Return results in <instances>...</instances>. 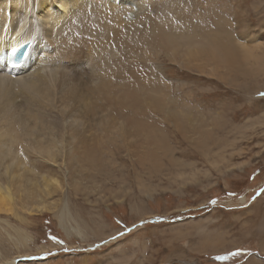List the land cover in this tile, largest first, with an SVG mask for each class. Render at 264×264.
<instances>
[{"label":"rangeland","instance_id":"374dc122","mask_svg":"<svg viewBox=\"0 0 264 264\" xmlns=\"http://www.w3.org/2000/svg\"><path fill=\"white\" fill-rule=\"evenodd\" d=\"M151 1L152 5L142 10L156 33L172 27L168 32L180 44L182 36L198 34L195 39L202 42L209 32H224L242 49L231 54L239 58L238 53L246 50L250 59L215 73L186 68L167 57L166 48L156 41L157 34L151 35L145 46L140 41L142 28L135 38L130 35L111 40L99 35L101 28L92 26L82 63H88L89 56L102 61L96 65L98 75L100 66L106 65L112 82L116 76H125L123 67L128 63L134 66L137 80L146 78L150 84L140 82L133 89L124 84L94 85L90 74L79 69L81 73H75L79 76H62L56 81L58 96L54 97V87H49L52 98L58 104L63 100L67 111L77 117L80 105L71 97L70 89L83 83V94L100 114L108 111L118 118L135 116L160 129L161 137L159 132L151 135L153 142L164 140L173 161L154 152L153 158H160L165 172L148 175L146 168L154 166L151 161L143 168L124 153L122 146H110L100 157L116 166L103 161V167L88 174L91 178L83 176L88 180L84 184L101 185L100 194L86 196L73 192V181L60 162L58 168L46 164L36 167L39 173L59 182L60 190L50 199L52 209L44 213L0 212V264H264V0ZM135 2L144 4V0ZM162 14L168 22L161 21ZM216 24L223 27L218 29ZM202 52L201 48L198 54ZM142 88L144 92L159 88L166 102L175 104L172 120L181 133L161 111L139 105L144 111L138 112L130 103L120 104L127 99L128 90L141 95ZM12 90L11 97L23 118L31 123L41 115L44 125H56L58 140L72 130H90L95 135L105 130L97 124L85 130L73 124L65 129L60 112L39 103L36 106L37 102L26 100L22 90ZM110 94H117V105L111 96L106 98ZM145 102L148 105L149 100ZM186 105L193 112L185 111ZM121 132L113 138L119 141ZM150 143L157 153L166 149ZM86 155L89 159L88 152ZM87 158L84 155L83 169L91 171ZM178 174H183L184 181ZM110 188L121 196H108ZM66 196L80 233L69 229V225H77L71 219L69 225H59L58 214Z\"/></svg>","mask_w":264,"mask_h":264},{"label":"bare ground","instance_id":"6f19581e","mask_svg":"<svg viewBox=\"0 0 264 264\" xmlns=\"http://www.w3.org/2000/svg\"><path fill=\"white\" fill-rule=\"evenodd\" d=\"M152 3L151 0H144L143 5H138L135 0L132 2L131 0H0V52L4 51L8 54V50L13 45L31 43L27 69L6 70L1 66L2 61L0 63V212L5 214L22 212L35 216L52 209L54 203L50 199L60 190V183L50 175L39 173L36 170V167L43 168L44 164L57 168L61 164L67 177L73 181L71 183L73 192L82 193L85 196L87 193L100 194L101 185L90 182L88 186L83 183L88 181L83 176L90 177L89 173L103 167L101 165L104 164L103 161H106L100 157V154L110 146L115 149H121L122 146L124 153L130 159L133 158L135 164L143 168H145L144 163L151 161L154 166L149 168L152 172L146 168L148 175L157 173L162 175L165 172L161 162L159 163L160 158L158 157L157 161L152 154L155 152L161 157L159 153H163L164 157L171 159V148L167 147L164 140L153 142L155 140L151 137L153 133L159 132V137L162 134H160V129L151 125L150 122L138 121L135 116L133 118L114 117L108 111H102L100 114L91 100L83 94L86 87L80 82L77 83V89H70L71 97L76 98L80 105L77 117L73 118L72 113L67 111L63 100L61 104H58L52 98L49 87H54V97L58 96L56 81L62 76L68 78L71 75H77L75 73H79V69L84 74H90V82L94 85L108 83L109 86H119L124 84L133 89L140 82L145 85L150 84L146 78L141 81L137 80L133 74L134 66L128 63L123 67L125 76L121 78L116 76L113 82L106 71V65L100 66L102 70L98 75L96 65L102 64V61H96L95 57L91 59L89 56L88 63H82L92 26L101 28L99 35L111 40L130 35L135 38L137 30L142 28L140 41L145 46V42L150 41L151 35L157 34L156 41L166 48L167 57L180 61L186 68L211 70L215 73L216 70L223 68H233L232 64L241 59H250L251 55L246 50L238 53L239 58L231 54L233 51L242 49L233 43L229 34L224 32H209L203 36L202 42L196 41L198 34L192 37L182 36L180 44L176 41L177 37L168 32L172 27L168 31L161 28L156 33L155 29L150 27L147 12L142 10L144 6L150 7ZM161 21L168 22L165 14H162ZM216 26L220 29L223 24L220 27L217 24ZM201 48L204 52L199 55ZM245 53L246 59L244 58ZM118 64L121 65L120 59ZM163 72L166 74L169 71ZM12 88L22 90L26 95V100L30 103L37 102L36 106L40 104L49 110L60 112L65 129L77 126L85 130L97 124L103 126L105 130L100 131L99 135L93 134L90 130L84 132L72 130L66 135L62 134L61 139L58 140L54 130L56 125L51 123L44 125L41 115H37L31 123L29 119L23 118L22 112L17 110L16 101L11 97ZM142 90L141 95L128 90L127 99L121 100L120 104L130 103L134 107L144 105L153 111L158 110L159 113L161 111L165 114L166 120L181 133L178 124L172 120L175 116L172 107H175V104L170 101L166 102L159 88H153L148 92H144L143 88ZM110 96L116 100L117 94L106 95V98ZM145 99L149 100L148 105ZM141 110L140 107L136 108L138 112ZM185 111H191V106L186 105ZM50 114L49 111L48 116L52 117ZM72 124L73 126H70ZM118 131H122L119 141L113 138ZM150 142L157 148L162 146L166 149L162 151L160 149L157 153ZM86 152L89 153L91 162ZM84 155L87 158L86 164L92 166L91 171L86 170L87 168L83 169ZM106 163H109V166H116L110 164L112 161ZM177 177L184 181L183 174H178ZM106 178L109 177L106 175ZM108 194L114 198L121 196L118 191L111 190V188ZM67 198L66 196L58 214L59 225H69L70 219L74 223L77 222L71 217ZM64 228V231L67 230L66 226ZM69 229L77 233L81 230L78 224L75 228L69 225Z\"/></svg>","mask_w":264,"mask_h":264},{"label":"snow or ice","instance_id":"6c2138e0","mask_svg":"<svg viewBox=\"0 0 264 264\" xmlns=\"http://www.w3.org/2000/svg\"><path fill=\"white\" fill-rule=\"evenodd\" d=\"M25 55H27V53H25ZM15 66V65H14ZM53 239H55V238H53ZM57 242H59V241H57ZM238 253H234V255H237ZM221 258H223V257H221Z\"/></svg>","mask_w":264,"mask_h":264}]
</instances>
